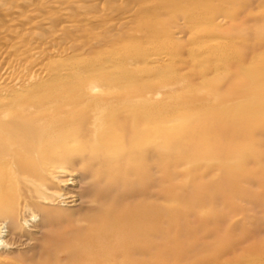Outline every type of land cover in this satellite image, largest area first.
Segmentation results:
<instances>
[{
  "label": "bare ground",
  "instance_id": "1",
  "mask_svg": "<svg viewBox=\"0 0 264 264\" xmlns=\"http://www.w3.org/2000/svg\"><path fill=\"white\" fill-rule=\"evenodd\" d=\"M0 264H264V0H0Z\"/></svg>",
  "mask_w": 264,
  "mask_h": 264
},
{
  "label": "rangeland",
  "instance_id": "2",
  "mask_svg": "<svg viewBox=\"0 0 264 264\" xmlns=\"http://www.w3.org/2000/svg\"><path fill=\"white\" fill-rule=\"evenodd\" d=\"M60 19H57L56 22H59ZM214 178L216 179L217 178V175L214 176ZM186 186H182L180 189H179V196H182L186 193ZM178 196V195H177ZM244 197L242 198H239V205H241V207H238V208H235L236 209V212H240V214L236 215L235 218H237V220L239 221L240 220V225L246 229V230H250L252 231V228H253V222L251 220H253V218H250L251 215H249V213H247V209H246V206H248L250 203H249V200H248V195H243ZM244 206V207H242ZM241 208V209H240ZM244 208V209H243ZM228 209H231V208H228ZM240 209V210H239ZM226 208H223L222 211H225ZM249 217V218H248ZM216 222L219 224L220 222L218 220H216Z\"/></svg>",
  "mask_w": 264,
  "mask_h": 264
}]
</instances>
